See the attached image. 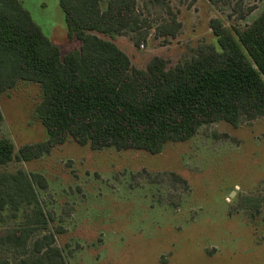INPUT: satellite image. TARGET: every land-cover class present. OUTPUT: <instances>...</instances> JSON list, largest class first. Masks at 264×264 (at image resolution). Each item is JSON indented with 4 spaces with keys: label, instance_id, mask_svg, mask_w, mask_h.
Listing matches in <instances>:
<instances>
[{
    "label": "rangeland",
    "instance_id": "374dc122",
    "mask_svg": "<svg viewBox=\"0 0 264 264\" xmlns=\"http://www.w3.org/2000/svg\"><path fill=\"white\" fill-rule=\"evenodd\" d=\"M20 1L63 56L81 49V42L69 36L59 0ZM168 2L183 24L176 39L157 36L168 7L140 0V10L147 5L154 22L146 42L139 47L129 37L115 40L135 67L146 68L156 56L174 66L202 43L219 49L211 20L244 28L264 12V0ZM239 5L257 9L240 20ZM42 96L34 83L0 96V139H10L17 152L49 138L35 117ZM19 169L46 177L48 188L37 190L51 219L49 230L38 235L56 233L68 264H264L262 119L239 128L204 126L190 141L169 144L158 155L93 151L69 139L51 155L14 162L6 170ZM248 199L263 201L255 216ZM3 231L0 227V235Z\"/></svg>",
    "mask_w": 264,
    "mask_h": 264
},
{
    "label": "trees",
    "instance_id": "16d2710c",
    "mask_svg": "<svg viewBox=\"0 0 264 264\" xmlns=\"http://www.w3.org/2000/svg\"><path fill=\"white\" fill-rule=\"evenodd\" d=\"M59 0L69 36L82 44L63 56L20 0H0V96L22 84H38L42 102L35 117L47 129L46 142L25 145L0 139V264H68L49 230L50 217L37 187L45 176L6 169L51 155L73 139L93 151L163 153L169 144L193 139L204 126L227 123L234 128L264 120V12L252 24L228 27L213 19L210 27L219 49L202 43L176 65L163 56L146 68L133 65L115 40L146 42L153 26L140 0ZM169 0L167 17L159 19L158 37L176 39L183 24ZM256 5L238 6L240 20ZM148 12L146 16L145 12ZM4 115L0 111V126ZM260 199H248L252 216Z\"/></svg>",
    "mask_w": 264,
    "mask_h": 264
}]
</instances>
